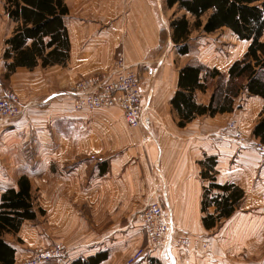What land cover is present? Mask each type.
<instances>
[{
    "label": "crops",
    "instance_id": "0c3cea01",
    "mask_svg": "<svg viewBox=\"0 0 264 264\" xmlns=\"http://www.w3.org/2000/svg\"><path fill=\"white\" fill-rule=\"evenodd\" d=\"M157 1L72 0L65 20L71 44V75L109 67L113 51L120 44L123 57L130 64L142 67L152 62L150 65H156L142 80L141 105L152 120L149 130L127 128L116 109L73 111L68 97L60 90L42 96L41 102L35 99L28 102L22 99L27 96H20L22 113L0 124L5 152H13L18 157L16 163L9 161V171L31 170L28 158L31 151L26 142L32 135V138L40 139L39 155L42 157L33 165L34 170L40 173L54 166L58 174L57 184L65 189L75 187L77 192L82 190L80 202L88 210L90 219L86 218L88 222L80 220L74 228L76 234H88L86 236H93V239L76 240L73 247L78 251H73L75 254L71 259L87 258L123 245L136 234L137 229L130 221L132 215L155 191L159 192L167 211L170 229L198 234L203 230L200 203L202 188L206 185L200 177L199 162L205 157L215 160L216 183H233L244 191L246 202L241 207L247 211L240 215L239 229L228 230L230 234L235 233L231 241L239 240L238 237L244 234L252 235L254 227L245 224L249 218L264 220V154L252 147L255 143L253 137L250 136L248 145L238 144L229 138L223 126L210 124L206 116L193 119L184 128L176 126L177 117L169 108V102L177 87L178 72L173 70L168 54L161 62L158 56L151 60L160 34ZM27 73L28 70L20 69L12 76V85L18 86L22 93L28 90L26 82L42 77L37 75L35 80L27 79L24 77ZM252 99L256 102L257 98H248V102L251 103ZM92 154L101 156V162H106L108 169L104 177L77 179L85 165L78 164V159ZM65 167L72 171L71 177L67 178L68 184L65 179H60V172ZM92 170L96 175L97 169ZM68 195L62 194L59 199L64 200ZM152 196L149 199L153 200ZM76 212L82 211L78 209ZM112 213L121 215L124 224L103 229L99 236L114 234V241L102 243V239L95 240L99 236L94 237L96 227L90 221ZM234 217L235 214L228 221L234 222ZM170 234L173 238V232ZM172 249L168 248L164 264H216L213 256L181 257ZM21 252L19 250L17 254ZM111 263L108 258L99 264Z\"/></svg>",
    "mask_w": 264,
    "mask_h": 264
},
{
    "label": "rangeland",
    "instance_id": "374dc122",
    "mask_svg": "<svg viewBox=\"0 0 264 264\" xmlns=\"http://www.w3.org/2000/svg\"><path fill=\"white\" fill-rule=\"evenodd\" d=\"M71 1L72 0H63L68 10L67 15L64 17V25L65 20L69 14V6ZM4 2L5 0H0V103L3 101V99H9L10 96H13L11 105L13 104V106L16 108L14 109L15 112L16 110L17 112L15 115H13L14 110L11 107H3V110L0 108V124L3 121L15 119L22 113L20 96H27V98L22 97V99L29 100L28 102L33 101L32 99L39 100L38 102H41L42 96H46L51 92H57L60 90V92L64 93V95L68 97V103L71 105L70 107L73 111L100 112L116 109L127 128L143 130H149L151 128L152 120L146 112H143V117L146 120H149L151 126L149 125L148 127L131 128L125 122L123 113L120 108L105 106L100 109H76L72 105L71 95L76 94L82 83H85L86 80L98 82L104 76H107L109 75V73L113 72V70L116 68L114 63L116 58L119 59L120 57H123L121 46L122 44L114 49L109 67L100 69L101 71L89 72L88 74L71 75L73 68L70 65L71 44L68 33L69 55L64 64L42 67L38 63L36 67H33L31 69L26 67H17L13 71H9L6 67V64H8L10 61L5 60L2 55L6 48V44L4 42L8 37H10V35H12L15 24L5 16L3 6ZM157 2H159L160 15L158 16V18L160 21V34L158 38V45L152 52L153 58L151 60H154V57L158 56V59H161V62L168 54L169 62H172V67H174L173 70L176 72H179V70L186 65H203L209 68L214 67L218 69L222 74H225L230 64L233 61L241 58L246 51L248 45L247 42L238 40L230 31H228L227 29H222L212 34H204L199 31H193L188 39V54L180 55L176 50L177 48L173 47L170 41L169 35L171 34V29L169 25L171 21L176 19L180 14H182V12H175V7L168 9L166 7L165 0H158ZM66 30L68 32L67 27ZM148 59H150V56L148 57ZM123 61L124 65L129 67V70L138 75L141 84L140 96L142 101V93L144 92V90H142V80L145 76L149 75L148 73L150 68L156 65H150V63L152 62H149V64L142 65V67L135 66L134 64H130L127 60H125L124 57ZM20 69L28 70V73L24 76L27 79L35 80V76H42L41 79L37 81L26 82L25 84H27L28 90L24 93L20 91L18 86L12 85V76L16 73V71H19ZM213 83L214 82H212L208 86V89L205 92H195V100L198 103L207 104L209 96L212 93L211 88L212 86H214ZM51 97H54V95H52ZM249 98L257 99L256 102H253L254 99H252L250 103L248 102V98L245 96V94H240L237 101L234 103V109L232 112L216 114L213 117L206 115L207 121L214 126H223L224 130L228 133L227 135L229 136V138H231L238 144H250L251 130L258 120L259 115L264 111V101L259 97ZM250 106L251 110H248ZM150 108H152L151 105ZM169 108L176 116V112L172 110L170 102ZM176 126L178 127L177 119ZM1 133L0 200L1 195L4 194L7 190H18V180L21 177H24L26 178V180H28L30 185L32 201L31 211L34 213L33 219L21 220L16 232L5 234L2 237L5 243L9 245L14 251L13 264H72V262L77 259H86V257L80 256L71 259V256L74 253L73 251H78V249L76 250V247H73L74 244L77 243L76 240H83L85 238L93 239V236H86L88 234H76V229L74 228V225L76 226L78 222L80 223V220L82 222H88L87 219H90L88 210L85 208L83 203L80 202L82 190L77 192L75 187L71 188L70 186V188L65 189L57 184L56 179L58 178V174L54 166L51 167L50 170L40 173L34 170L33 165L39 163L42 157L41 155H39L40 139L37 140L34 137L32 138V135L26 142L31 151L28 156L32 165L31 170L29 172L13 170L9 171L7 169L9 161L13 160L16 163V159L18 157L13 152H5L4 148L6 147V144L2 139ZM14 140L15 139L12 138V141ZM257 143L260 142L255 140V143L252 144V147L254 148V145H256ZM261 144L264 147V143ZM14 150L15 149H12V151ZM260 153L264 154V152ZM100 158L101 156L93 154L87 157H80L78 159V164L84 163L85 165L82 167V171L79 172V175L76 178L86 180L88 178L101 179L102 177H104V174L106 173L108 167L106 165V162H101L102 159L100 160ZM207 158L209 157H205L204 159H202V163L207 162ZM6 159L8 160L6 161ZM202 163L199 164L200 172L201 170H203V165H201ZM92 168L94 170L97 169L98 172L96 173V175H93ZM71 172L72 171L69 167H65L63 172H60L62 174L60 179H65L68 184L69 180H67V178L71 177ZM208 175L209 179L206 178L207 180H203L204 182H206V185H204L202 188V194L204 192L203 189L208 187L210 183L219 184L215 182V167L210 173L208 172ZM212 178L213 182L211 181ZM224 184L233 183L225 182L219 185ZM62 194L69 195L64 200H60L59 196ZM217 194L218 193L215 190H212L210 192V196H215ZM150 195H153V200L149 199ZM147 199L148 200L146 201L145 205L138 209L130 219L131 223H133L135 225L134 227L137 229L136 234L115 250L105 249L104 251H99L92 256L90 255V257H94L103 253L105 255V258L100 263L108 260L109 258L112 260L111 264H164L166 262V252L169 248V241L167 240V238H170V236L172 237L170 233L173 232L172 250H176L181 257L182 255H192L197 258L203 256L204 258H209L208 256H213L215 257L216 264H263V219L249 218L245 222V224L247 223L254 227L252 235L244 234V236L238 237L239 240L235 242L231 241V238L235 233H228V230L230 228L239 229L238 220L240 218V215L241 213H245L244 211H247L244 207H241L246 202L244 200V191L242 199L233 208L232 214L229 217L216 220L215 224L210 228H206L204 226L202 219L203 217H207L208 215H211L214 218V216L216 215L215 208L213 206H209L204 212H202L201 201L200 221L203 230L199 231L198 234L180 231L177 232L176 228L174 229V231L168 228L165 217L167 211L165 210L160 200L159 192L157 193L155 191L150 193ZM202 199L203 198L201 196V200ZM151 203L158 204V207L161 211V216L164 215V217L162 216V218L160 219L161 227L163 228L161 230L160 224L155 225L152 223L151 219L149 218L150 213L146 210L147 205ZM247 203L249 204L250 201H248ZM262 204H264V201ZM78 209L82 212H76L78 211ZM238 210H240L241 212H239ZM234 214V222L228 221V219H230ZM261 214L262 213H257V215ZM90 222L94 227H96V230L93 232H96L94 237H98L99 233L101 234V232L104 231L103 229L109 228L114 225L124 224L121 215H118L116 213H112L111 215H107L106 217L102 216L97 219L95 218ZM243 227L244 225L240 229H242ZM102 237H104V239ZM115 237L116 236L114 234H111L99 236L95 240L102 239V243H105L106 241L113 242ZM19 250H22V252L20 254H17ZM80 253L86 254L85 252ZM49 255L53 256L49 258ZM131 260L134 261L131 262Z\"/></svg>",
    "mask_w": 264,
    "mask_h": 264
},
{
    "label": "trees",
    "instance_id": "16d2710c",
    "mask_svg": "<svg viewBox=\"0 0 264 264\" xmlns=\"http://www.w3.org/2000/svg\"><path fill=\"white\" fill-rule=\"evenodd\" d=\"M165 3L168 9L175 7V12H182L169 25L171 43L180 55L188 54V39L193 31L212 34L227 29L238 40L248 43L242 57L233 61L225 74L203 65H186L179 70L177 87L170 100L178 127H184L196 117L232 112L240 94L264 101V0H165ZM3 4L5 16L15 24L12 35L4 42L2 55L10 61L6 64L9 71L17 67L31 69L38 63L46 67L66 62L69 39L64 17L68 10L63 0H5ZM212 82L207 104L198 103L195 92H205ZM251 136L264 143V111ZM206 161L199 162L203 165L202 180L209 179L208 172L215 167L213 157ZM203 190L202 212L213 206L216 213L214 218L203 217L206 228L212 227L216 220L229 217L243 197V191L234 184L210 183ZM212 190L218 194L210 196ZM31 203L30 185L24 177L18 180V190L9 189L1 195L0 264L14 263V251L2 237L16 232L21 220L34 218ZM104 258L102 253L77 259L72 264H99Z\"/></svg>",
    "mask_w": 264,
    "mask_h": 264
},
{
    "label": "built area",
    "instance_id": "2783aa9c",
    "mask_svg": "<svg viewBox=\"0 0 264 264\" xmlns=\"http://www.w3.org/2000/svg\"><path fill=\"white\" fill-rule=\"evenodd\" d=\"M114 63L116 68L113 72L104 76L100 81L93 82L86 80L85 83H82L76 94L71 95L72 105L76 109H100L105 106L117 107L121 109L125 122L131 128L148 127L150 125L149 120L143 117L140 96L141 84L138 75L124 65L123 57L116 58ZM12 98L13 96H10L9 99H3L0 103V108L2 110L3 107H11L13 110L16 109L13 104L11 105ZM16 112L14 110L13 115ZM254 148L259 152H264V147L261 143L254 145ZM158 206L156 203H151L147 205L146 210L150 213L149 218L152 223L155 225L160 224L161 230L163 228L161 227L160 219L164 215L161 216V211ZM52 256L49 255V258Z\"/></svg>",
    "mask_w": 264,
    "mask_h": 264
},
{
    "label": "bare ground",
    "instance_id": "6f19581e",
    "mask_svg": "<svg viewBox=\"0 0 264 264\" xmlns=\"http://www.w3.org/2000/svg\"><path fill=\"white\" fill-rule=\"evenodd\" d=\"M122 54H123V53H122ZM165 217H166V222H167L168 228L170 229L171 226H170V224H169V220H168L166 214H165ZM167 240L169 241V244H168L169 248H172V247H173V246H172V237L170 236V238H167Z\"/></svg>",
    "mask_w": 264,
    "mask_h": 264
}]
</instances>
